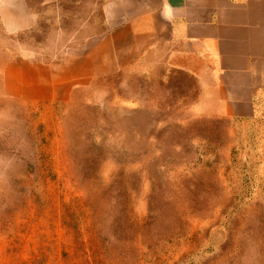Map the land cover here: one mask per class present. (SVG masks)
I'll return each mask as SVG.
<instances>
[{"label":"rangeland","instance_id":"obj_1","mask_svg":"<svg viewBox=\"0 0 264 264\" xmlns=\"http://www.w3.org/2000/svg\"><path fill=\"white\" fill-rule=\"evenodd\" d=\"M26 1L31 28L0 20V264H264V120L156 50L50 107L12 94L8 63L106 29L108 0Z\"/></svg>","mask_w":264,"mask_h":264},{"label":"crops","instance_id":"obj_2","mask_svg":"<svg viewBox=\"0 0 264 264\" xmlns=\"http://www.w3.org/2000/svg\"><path fill=\"white\" fill-rule=\"evenodd\" d=\"M0 20L10 33L36 22L26 0H0ZM104 22L60 63H8L6 89L50 107L156 50L206 85L222 115L264 120V0H108Z\"/></svg>","mask_w":264,"mask_h":264}]
</instances>
